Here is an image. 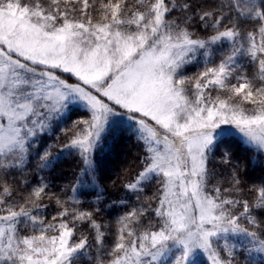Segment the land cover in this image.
<instances>
[{"label": "snow or ice", "instance_id": "1", "mask_svg": "<svg viewBox=\"0 0 264 264\" xmlns=\"http://www.w3.org/2000/svg\"><path fill=\"white\" fill-rule=\"evenodd\" d=\"M201 257L264 264V0H0V264Z\"/></svg>", "mask_w": 264, "mask_h": 264}, {"label": "trees", "instance_id": "2", "mask_svg": "<svg viewBox=\"0 0 264 264\" xmlns=\"http://www.w3.org/2000/svg\"><path fill=\"white\" fill-rule=\"evenodd\" d=\"M231 146L233 147L234 151L239 153L240 155L245 154L244 148L235 140L231 142ZM139 152V148L132 140L128 139H121L118 146L111 152L107 153V155L104 158V164L105 169L108 173V175L115 179L118 174L124 173L125 168H129V173L133 172V168L129 167L130 165L134 166L135 156ZM259 168H257L256 172L253 173V178L259 176ZM61 173H70V166L69 163H65L61 169L58 170L57 173L54 175H60ZM70 178V175L68 176ZM126 178H130V175H127ZM58 184H61L64 182L63 179H58L56 181ZM107 183V181H106ZM109 190L113 192L114 195H121L123 196L124 193L116 192L115 189H112L111 186H109ZM148 194L150 195L151 192L149 191ZM129 203H133V201H129ZM125 209H120L121 212H123ZM105 218L110 222H114L116 218V214H109L108 211L105 212ZM204 258V257H202Z\"/></svg>", "mask_w": 264, "mask_h": 264}, {"label": "rangeland", "instance_id": "3", "mask_svg": "<svg viewBox=\"0 0 264 264\" xmlns=\"http://www.w3.org/2000/svg\"><path fill=\"white\" fill-rule=\"evenodd\" d=\"M192 70H194V69H190V71H192ZM200 262H201V264H204V258H200Z\"/></svg>", "mask_w": 264, "mask_h": 264}]
</instances>
